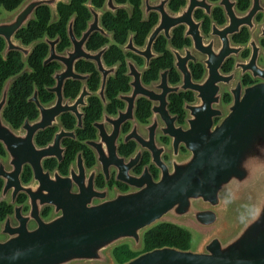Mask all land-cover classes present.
I'll return each instance as SVG.
<instances>
[{
    "label": "flooded vegetation",
    "instance_id": "obj_1",
    "mask_svg": "<svg viewBox=\"0 0 264 264\" xmlns=\"http://www.w3.org/2000/svg\"><path fill=\"white\" fill-rule=\"evenodd\" d=\"M61 4L69 6L71 0L58 1L55 21L52 8L41 7L50 9L51 25L59 20ZM84 6L89 12L86 28L78 34L77 15L71 16L66 26L70 46L64 51H59L60 35L42 39L48 46L44 67H58L53 84L45 88L50 100L43 102L35 86L28 98L37 111L35 119L26 118L14 128L4 115V121L19 133L26 122L43 119L37 104L30 101L36 92L42 107H55L52 124L35 138L38 149L46 148L47 153H19L13 158L0 144L4 150L0 154L4 166L0 240L6 239L9 222L14 227L20 219H27L34 229L36 216L52 219L58 212V199L98 206L105 199L134 192L135 179L150 176L159 181L162 166L171 165L172 153H190L184 146L174 149L169 132L188 129V109L202 103L223 111L214 120L215 126L241 107L242 153H256L248 161L264 170V0H102L100 7L87 0ZM70 24L78 40L92 28L84 46L90 55L75 63L74 74L64 80L62 103L57 106L56 76L64 65L59 61L44 64L50 56L46 39L59 40V55L73 50ZM96 36L101 45L91 49ZM20 55L26 64L33 54L27 62ZM28 68L25 74L32 73ZM190 79L194 88L189 86ZM69 84L77 86L74 94L67 95ZM48 133L49 139L39 143V135ZM41 169L43 174H38ZM165 222L185 225L161 223ZM124 245L145 253L143 248L134 250L131 243ZM198 248L192 245L191 250Z\"/></svg>",
    "mask_w": 264,
    "mask_h": 264
},
{
    "label": "water",
    "instance_id": "obj_2",
    "mask_svg": "<svg viewBox=\"0 0 264 264\" xmlns=\"http://www.w3.org/2000/svg\"><path fill=\"white\" fill-rule=\"evenodd\" d=\"M58 1L25 0L0 19L4 59L16 52L28 61L38 42L25 46L16 35L29 27L41 7H51L55 21ZM68 32L73 50L65 55L57 53L59 40L46 39L50 56L44 64L59 61L64 65V71L56 76L57 106L62 103L64 80L72 77L77 61L90 55L84 46L92 28L80 40L75 37L73 24ZM29 70L27 67L10 78L0 98V144L13 158L19 153H47L46 148L38 149L35 138L54 120L55 107H42L36 92L30 101L40 109L42 121L26 122L19 133L4 121L11 86ZM189 86L194 88L191 79ZM188 111V129L171 130L169 135L174 149L184 146L190 153H172L171 165L162 166L159 181L150 176L135 179L134 192L105 199L98 206L58 199L57 214L48 221L36 216L34 229L29 228L27 219H20L14 227L7 223L6 239L0 240V264H116L112 255L115 248L131 243L140 251L146 231L163 221L194 227L206 237L196 251L159 248L125 264H264V170L248 161L256 153H242L241 107L217 126L214 120L224 113L209 102L191 106ZM1 164L0 177L4 176Z\"/></svg>",
    "mask_w": 264,
    "mask_h": 264
},
{
    "label": "trees",
    "instance_id": "obj_3",
    "mask_svg": "<svg viewBox=\"0 0 264 264\" xmlns=\"http://www.w3.org/2000/svg\"><path fill=\"white\" fill-rule=\"evenodd\" d=\"M25 0H0V9L6 12L17 10ZM87 0H71V5L59 6V20L51 25V12L49 8H41L28 29H25L17 35V39L21 40L24 45H30L34 41L40 43L34 50L33 55L28 63L22 62V57L18 53L12 52L7 59H4L2 53L5 48V41L0 38V98L5 82L19 73L26 67L32 69V73L22 76L14 85L8 108L5 111L6 120L14 127L19 128L22 122L29 118L33 120L37 117V111L34 105L28 103V98L33 94L34 87L37 86L41 92L43 102L50 100V96L46 93L45 88L53 84L52 75L58 67L50 65L44 67L43 61L48 54V46L42 42V39L48 35L50 38L61 36L62 42L59 51H64L70 46L66 26L72 15H77L76 31L80 34L87 25L89 20V12L84 6ZM96 6H101L102 0H93ZM101 42L97 36L91 41L89 47L96 49L100 47ZM83 64H80L79 69ZM77 89L75 84H69L67 87V95L74 94ZM48 134L39 135L38 142L44 144L50 137ZM0 154H4L3 147L0 145ZM0 218H4V208L0 209ZM193 235L192 233L174 223H161L150 229L144 237V245L142 252H150L159 248H176L182 251L192 249ZM140 253L131 250L129 245H123L114 250L113 256L117 264H125Z\"/></svg>",
    "mask_w": 264,
    "mask_h": 264
},
{
    "label": "rangeland",
    "instance_id": "obj_4",
    "mask_svg": "<svg viewBox=\"0 0 264 264\" xmlns=\"http://www.w3.org/2000/svg\"><path fill=\"white\" fill-rule=\"evenodd\" d=\"M6 16H7V12L3 9H0V19ZM183 227L188 229L193 235V249H196L197 247H199L201 243L204 241L206 237V233L200 230H197L195 228H192L190 226H187V225H183Z\"/></svg>",
    "mask_w": 264,
    "mask_h": 264
}]
</instances>
